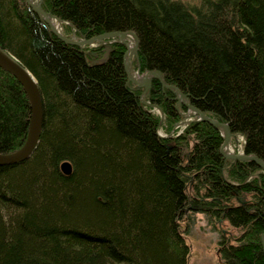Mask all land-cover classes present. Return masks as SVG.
Wrapping results in <instances>:
<instances>
[{
	"label": "trees",
	"instance_id": "trees-1",
	"mask_svg": "<svg viewBox=\"0 0 264 264\" xmlns=\"http://www.w3.org/2000/svg\"><path fill=\"white\" fill-rule=\"evenodd\" d=\"M42 7L69 38L134 31L132 68L160 70L264 163V0ZM0 46L37 80L43 112L31 157L0 166V264H189L186 237L199 214L214 230L221 221L237 233L229 244L220 236V264H264V172L225 161L220 132L207 122L175 128L187 108L155 78L143 103V88L127 81L125 44H68L26 0H0ZM30 121L23 85L0 65L1 155L24 146Z\"/></svg>",
	"mask_w": 264,
	"mask_h": 264
},
{
	"label": "water",
	"instance_id": "water-1",
	"mask_svg": "<svg viewBox=\"0 0 264 264\" xmlns=\"http://www.w3.org/2000/svg\"><path fill=\"white\" fill-rule=\"evenodd\" d=\"M28 5L32 8V10L41 18L43 19L51 28L52 32L64 42L72 45H77L79 47L83 46H90L94 43H106V40L110 39V42L120 41L126 46V52L124 54V68L127 75V81L138 88H143V94L141 96V101L150 105L148 102L145 101V97H147L150 93L152 79L155 78L161 83L163 89H168L172 93L175 94V99L177 100V106L180 107L181 105L187 108V114L185 112H181V115L184 116L186 119L179 122L175 128L184 127V125L188 124L190 121H204L212 125V127L220 132V136L222 137V143L220 145V156L228 162H251L257 168L261 169L264 172V163L259 160L258 158L245 155L241 153H231L226 154L222 151L223 147L230 143L231 140L234 139V135H232L228 129V125L226 122H222L216 119L209 117L205 112L200 111L199 109L193 107L190 104L189 99L183 94L178 88L175 86L169 85L165 82L163 74L160 70H147L142 73L139 70H134L131 66V62L133 58H137V49H138V39L134 31H125V32H107L98 36H94L89 39H77V38H69L62 34L61 30L55 27L52 24V19H55L62 22L57 16L52 15L46 12L42 7V0H37L36 2L33 0H26ZM132 36L134 38V45L129 49L127 43V36ZM130 50V52H129ZM107 57V56H106ZM0 65L11 72L23 85L31 104V121L29 132L27 136V140L24 146L15 153L1 155L0 154V166H6L11 164H19L26 160H28L31 155L33 154L35 148L37 147L40 139L41 129H42V122H43V112H42V96L41 92L37 83V80L33 76V74L29 71V69L24 66L13 54H11L8 50L2 48L0 46ZM131 72H134L138 75V79L131 75ZM161 115V120L163 119V113L161 110L158 109ZM187 116H190L187 118ZM195 118L192 119V117ZM174 131V129H173ZM172 131V132H173ZM169 137V136H167ZM61 172L68 176L72 173L71 164L68 162H63L60 165ZM237 203L239 205H243L244 201L243 198H237ZM221 221H218L219 228H220ZM225 231L221 230L220 234L222 237L225 235ZM262 252L264 254V235L260 238ZM225 244H229V239L225 240ZM219 253V251H218Z\"/></svg>",
	"mask_w": 264,
	"mask_h": 264
},
{
	"label": "rangeland",
	"instance_id": "rangeland-1",
	"mask_svg": "<svg viewBox=\"0 0 264 264\" xmlns=\"http://www.w3.org/2000/svg\"><path fill=\"white\" fill-rule=\"evenodd\" d=\"M37 1V0H33ZM184 2L185 4L192 6L198 5L201 0H179ZM99 44H105L99 43ZM98 43H94L92 46H97ZM108 49L105 48V52L103 57L105 58L108 54ZM137 76V75H136ZM153 111L158 113L157 109H153ZM187 114V112H185ZM190 116H187L189 118ZM183 125L181 129H183ZM159 137H164L163 132L159 131ZM231 147L233 148V153H241V145L242 138L239 136H235L234 139L230 142ZM196 226V227H195ZM211 228V229H210ZM218 230H224L226 233L224 238L234 237L237 233L234 230L229 229V226L225 222L220 223V228L218 224ZM218 230H214L211 226H207V222L204 217L199 214L197 215V223L190 230V234L188 233L186 237V242L191 248V257L189 260V264H220L219 261V241H220V233ZM231 231V232H230ZM232 239L230 240V242Z\"/></svg>",
	"mask_w": 264,
	"mask_h": 264
},
{
	"label": "bare ground",
	"instance_id": "bare-ground-1",
	"mask_svg": "<svg viewBox=\"0 0 264 264\" xmlns=\"http://www.w3.org/2000/svg\"><path fill=\"white\" fill-rule=\"evenodd\" d=\"M52 24L55 26V27H57V28H59L60 30H61V23L59 22V21H57V20H55V19H52ZM63 24V23H62ZM126 40H127V43H128V46H129V49L131 50V48L133 47V45H134V38L130 35V36H127V38H126ZM130 50H129V52H130ZM10 73V72H9ZM131 75L133 76V77H135V78H137L138 79V75L137 74H135L134 72H131ZM137 75V76H136ZM145 105V104H144ZM183 107V106H182ZM207 115H209V114H207ZM211 117V116H210ZM199 122H201V121H199ZM18 151V150H17ZM222 151L224 152V153H226V154H231V153H233L234 152V150H233V148L231 147V145H230V143L229 144H227V145H225L224 147H223V149H222ZM187 212V211H186ZM189 216V215H188ZM203 216V215H202ZM190 219V218H189ZM193 219H194V217H193ZM186 220V219H185ZM187 221V220H186ZM190 221H192V218H191V220ZM206 221V220H205ZM210 221V220H209ZM208 221V222H209ZM184 223V222H183ZM193 223V222H192ZM210 223V222H209ZM213 224V223H212ZM218 225V224H217ZM183 226V225H182ZM208 226V225H207ZM196 227V226H195ZM188 228V227H187ZM191 229V228H190ZM211 229V228H210ZM184 231V230H183ZM187 231V230H186ZM220 231V230H219ZM231 232V231H230ZM187 233V232H186ZM190 234V233H189ZM218 236H221V234L220 235H218ZM226 236V235H225ZM222 239H223V237H222Z\"/></svg>",
	"mask_w": 264,
	"mask_h": 264
},
{
	"label": "flooded vegetation",
	"instance_id": "flooded-vegetation-1",
	"mask_svg": "<svg viewBox=\"0 0 264 264\" xmlns=\"http://www.w3.org/2000/svg\"><path fill=\"white\" fill-rule=\"evenodd\" d=\"M224 239H229V238H226V237H225Z\"/></svg>",
	"mask_w": 264,
	"mask_h": 264
}]
</instances>
